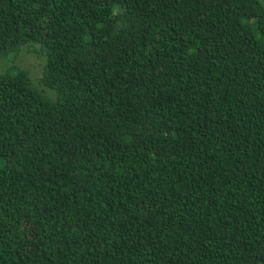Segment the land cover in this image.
I'll return each instance as SVG.
<instances>
[{"label": "trees", "instance_id": "trees-1", "mask_svg": "<svg viewBox=\"0 0 264 264\" xmlns=\"http://www.w3.org/2000/svg\"><path fill=\"white\" fill-rule=\"evenodd\" d=\"M24 49L52 96L0 72V264H264V0H0Z\"/></svg>", "mask_w": 264, "mask_h": 264}, {"label": "rangeland", "instance_id": "rangeland-1", "mask_svg": "<svg viewBox=\"0 0 264 264\" xmlns=\"http://www.w3.org/2000/svg\"><path fill=\"white\" fill-rule=\"evenodd\" d=\"M14 61L16 62L14 63ZM43 64V58L31 53L28 49H24L17 60L11 58L10 61L5 60V62H0V72L7 70V68L11 66H17L21 69L28 70L31 73L34 85L40 90H43L48 96H52V94L41 86L39 82L42 76Z\"/></svg>", "mask_w": 264, "mask_h": 264}]
</instances>
